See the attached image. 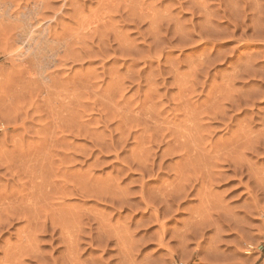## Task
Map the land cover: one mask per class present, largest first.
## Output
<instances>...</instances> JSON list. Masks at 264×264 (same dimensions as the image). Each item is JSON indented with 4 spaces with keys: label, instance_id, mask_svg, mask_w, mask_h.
Returning <instances> with one entry per match:
<instances>
[{
    "label": "rangeland",
    "instance_id": "374dc122",
    "mask_svg": "<svg viewBox=\"0 0 264 264\" xmlns=\"http://www.w3.org/2000/svg\"><path fill=\"white\" fill-rule=\"evenodd\" d=\"M263 127L264 0H0V264H264Z\"/></svg>",
    "mask_w": 264,
    "mask_h": 264
},
{
    "label": "bare ground",
    "instance_id": "6f19581e",
    "mask_svg": "<svg viewBox=\"0 0 264 264\" xmlns=\"http://www.w3.org/2000/svg\"><path fill=\"white\" fill-rule=\"evenodd\" d=\"M110 2V1H109ZM17 18V17H16ZM18 19V18H17ZM20 19V18H19ZM18 19V20H19ZM24 19V18H23ZM93 20V19H92ZM91 20V21H92ZM25 21V20H24ZM91 21H90V23H91ZM22 22V21H21ZM26 23V22H25ZM29 24V23H28ZM28 24H26V25H28ZM92 24H93V22H92ZM90 25V24H89ZM86 26H88L87 24H86ZM27 27V26H26ZM21 31H22V34H23V37H24V39H25V41L27 42V43H29V45H32V43H35V42H37L36 40L38 39V37H41V36H39L38 35V32L36 31V30H33V29H31V27H29L28 26V28L27 29H23V27H22V29H21ZM39 31V30H38ZM42 32V31H41ZM40 32V33H41ZM28 48H30V47H28ZM262 141V143H260ZM261 141L259 142L260 143V145L262 144V148L264 147V127H263V129H262V133H261ZM259 145V143L258 142H250V147H251V150L252 151H257V148H259L260 147V145L258 146L257 144ZM261 147L259 148V149H261ZM262 150H264V148L262 149ZM224 153H226L225 151H223ZM229 152V151H228ZM239 152V151H238ZM238 152H237V157H235V156H233V155H235V153H233L232 154V151H230L229 152V157L230 156H232V158H228V159H225V157H223V159H225L226 160V164L228 165V168L230 167H232V169H233V173H235L234 174V176H238V174H242L243 173V171H244V169H243V164H242V159H244L243 157L244 156H241V152H239V154H238ZM238 155H239V157H238ZM242 155H244L243 153H242ZM221 156V155H220ZM219 156V157H220ZM218 157V156H217ZM219 157H218V159H219ZM242 157V158H241ZM214 158V157H213ZM227 158V157H226ZM208 159V158H207ZM215 160H216V157L214 158ZM220 159H222V158H220ZM219 159V160H220ZM225 160H222V161H219V162H222V163H224L225 164ZM242 160V161H241ZM218 161V160H217ZM205 163H207V162H205ZM208 163H210V162H208ZM212 164V163H211ZM221 164V163H220ZM219 164V165H220ZM207 165V164H206ZM247 166V165H246ZM204 167H206V166H204ZM214 167V166H213ZM216 167V166H215ZM248 167H251V166H248ZM223 168V167H222ZM225 169V168H224ZM220 170V169H219ZM228 171V170H227ZM211 172V171H210ZM214 172V173H213ZM212 172V176H215V178L217 179V178H225L226 176H224L225 175V172H224V170H222V171H217L216 170V172H215V170ZM209 174V173H208ZM208 177H211V176H208ZM240 179V178H239ZM180 190H181V187H180Z\"/></svg>",
    "mask_w": 264,
    "mask_h": 264
}]
</instances>
